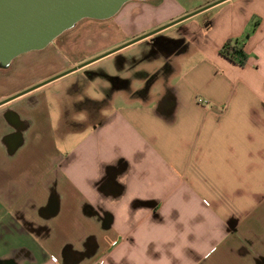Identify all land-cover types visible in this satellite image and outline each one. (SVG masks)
Segmentation results:
<instances>
[{"label":"crops","instance_id":"obj_1","mask_svg":"<svg viewBox=\"0 0 264 264\" xmlns=\"http://www.w3.org/2000/svg\"><path fill=\"white\" fill-rule=\"evenodd\" d=\"M168 26L0 107V264H264V0Z\"/></svg>","mask_w":264,"mask_h":264},{"label":"rangeland","instance_id":"obj_2","mask_svg":"<svg viewBox=\"0 0 264 264\" xmlns=\"http://www.w3.org/2000/svg\"><path fill=\"white\" fill-rule=\"evenodd\" d=\"M173 1L132 0L123 5L119 11H122L120 15L118 12L107 19L81 20L47 47L17 56L9 68L0 74V92L16 91L35 84L37 78L57 73L64 66V59L70 60L72 64L81 58L89 61L105 51L120 46L125 37L133 40L153 34L154 38L151 41L164 47L166 36L176 38L180 35V27L170 28L168 25L198 10V6L205 2V0ZM163 27L166 28L157 32ZM89 39H94L93 43ZM109 62L105 61L104 65L109 67ZM153 92L157 94V87ZM120 96L122 95L115 98V103L122 100ZM70 142L72 143L71 140ZM68 149H72V144Z\"/></svg>","mask_w":264,"mask_h":264},{"label":"water","instance_id":"obj_3","mask_svg":"<svg viewBox=\"0 0 264 264\" xmlns=\"http://www.w3.org/2000/svg\"><path fill=\"white\" fill-rule=\"evenodd\" d=\"M129 1L0 0V63L7 65L23 53L47 47L83 19L110 18Z\"/></svg>","mask_w":264,"mask_h":264},{"label":"flooded vegetation","instance_id":"obj_4","mask_svg":"<svg viewBox=\"0 0 264 264\" xmlns=\"http://www.w3.org/2000/svg\"><path fill=\"white\" fill-rule=\"evenodd\" d=\"M181 19H182V18H180L179 21H180ZM78 23H79V22H78ZM78 23H77V24H78ZM165 28H166V27H165ZM163 29H164V28H163ZM163 29L161 28V29H160L159 31H157V32H161V30H163ZM157 32H156V33H157ZM61 35H62V34H61ZM152 35H153V34H150V35H148V36H146V37H144V38L152 37ZM144 38H143V39H144ZM137 39H138V38H137ZM134 40H136V39H133L132 41H134ZM141 40H142V39H141ZM134 42H136V41H134ZM123 45H124V44H123ZM123 45L117 46V47H115V48H113V49L107 51L106 53H108V52H110V51H114V50H116V49H117L116 51H118V50L121 49V48H119V47H122ZM122 48H123V47H122ZM116 51H114V52H116ZM106 53H103V54L105 55ZM112 53H113V52H112ZM103 54H102L101 56H103ZM99 57H100V55L97 56V57L92 58V59L89 60V61H83V62L80 64V68H81V67H84V66H87V65L90 64L91 62H94V61L97 60V58H99ZM14 59H15V58H14ZM14 59H13V60H14ZM13 60H12V61H13ZM12 61H11L9 64H7V65H4V64L0 63V74H1L2 72H5V71L9 68L10 64L12 63ZM71 72H72V66H69V67H67L65 70H63V71H61V72H59V73L52 74V75H50V76L44 78L43 80L37 82L36 84H34V85H32V86H30V87H28V88L22 89V90H20V91H18V92H16V93H14L13 95L6 96L5 98H3V99L0 100V107L6 105V104H8V103H10V100H12V99L14 98V95H15V96H24V95H26L27 93H29L30 91L34 90V89L31 90V89H30L31 87H33V86H39V87H41V86H43V84L48 83V82H51V81H53V80H56V79H58V78H60V77H62V76H65V75H67V74H70ZM86 74L92 76V75L96 74V71H93V70H87V71H86ZM39 87H37V88H39Z\"/></svg>","mask_w":264,"mask_h":264},{"label":"trees","instance_id":"obj_5","mask_svg":"<svg viewBox=\"0 0 264 264\" xmlns=\"http://www.w3.org/2000/svg\"><path fill=\"white\" fill-rule=\"evenodd\" d=\"M245 40V36L227 39L220 48V54L240 66H245L249 58L245 50ZM166 42L173 43L170 39L165 38V44Z\"/></svg>","mask_w":264,"mask_h":264}]
</instances>
